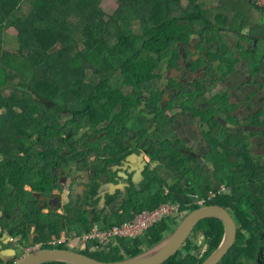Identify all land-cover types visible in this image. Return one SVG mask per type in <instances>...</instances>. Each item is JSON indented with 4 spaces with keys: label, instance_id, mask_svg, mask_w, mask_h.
I'll use <instances>...</instances> for the list:
<instances>
[{
    "label": "trees",
    "instance_id": "16d2710c",
    "mask_svg": "<svg viewBox=\"0 0 264 264\" xmlns=\"http://www.w3.org/2000/svg\"><path fill=\"white\" fill-rule=\"evenodd\" d=\"M103 1L0 0V76L4 73L6 80L5 86H0V153L3 156L0 214L4 201L10 212L15 208V197L34 198L33 192L26 191L27 185L35 192H53L58 173L73 162L84 168H94V163L89 160L94 151L103 150L105 155L112 147L113 139L104 148L99 143L103 140L98 141L97 125L101 121L137 122V107L141 104L145 105V111L154 115V120H159L169 107L161 102L164 93L161 73L166 68L176 67L183 53H189L183 44L191 43L195 51L198 45L203 51L204 44L210 45L204 56L192 62L191 68L202 63L218 81H224L240 59L248 61L252 75H259L264 68V50L257 57L258 51L251 46L253 39L248 36L250 28L261 24L248 22V13L240 10L242 2L249 3L245 0H218L214 10L207 0H115L117 7L111 15L104 11ZM218 4H226L235 10ZM249 14L252 16L251 10ZM217 15L226 18L222 28L215 25ZM11 28L15 29V36L8 34ZM244 29L248 30L244 33ZM8 38L16 40L18 46L14 50L6 49ZM194 38L196 42H193ZM243 43H249L251 48L247 49ZM218 60L220 62L216 63ZM170 82L175 84V81ZM132 89L146 94L145 97H135ZM230 100L225 92L223 106L219 108L221 115H216L212 101L207 113L203 112L205 132L213 134L214 125L223 130L221 139L207 136L211 150L206 159L216 168L217 184L228 174L241 179L232 180L240 184L235 187L233 196L205 204L222 206L236 215V241L219 264L256 260L259 247L264 246V203H257L252 198L254 183L264 179V166L257 162L259 158L249 149L247 140L242 143V153L231 141L230 134L240 131L221 126L219 120L226 117L224 122H236L232 113L238 106ZM260 115L263 113L257 115L258 119ZM112 123L109 121L106 132L111 131ZM255 124L264 126V122L257 120ZM83 130L86 132L79 139ZM151 135L153 133L140 134L135 143L138 145L144 136ZM107 137L111 135L104 138ZM124 139L117 138L113 145L125 146ZM147 145L148 153L159 161L160 186L168 185L169 179L178 181L183 175L207 174L199 163L190 156L179 154L164 140L152 139ZM259 169L261 171H257ZM153 181L148 177L140 190L127 189V197L121 204L123 213L106 221L109 228L162 203L176 202L171 196L185 189L182 185L183 189L168 185L169 195H165L164 188L152 187ZM197 181L199 189L203 187V195L209 187L218 188L216 184L203 186L205 181L198 176ZM99 186L95 180L88 199L97 194ZM240 187L245 189L243 193L239 192ZM114 200L112 197L109 206ZM73 206L67 208L68 215H45L41 210L27 214V226L39 224L37 241H46L47 235L60 238L64 230L83 235L100 222V219L90 220L83 207ZM198 207L192 205L189 208L183 203L184 210L193 211ZM250 212L257 216H251ZM7 216L10 218L11 213ZM177 225L176 219H162L138 237L113 239L106 246L99 239H91L87 248L80 250L100 260H122L154 246ZM197 233L201 242L208 245L202 257L189 251L192 237L184 244L185 255L180 256L178 251L162 264H201L221 243L224 225L218 218H207L196 226L194 234ZM47 246L70 248L67 243ZM262 260L264 264V257Z\"/></svg>",
    "mask_w": 264,
    "mask_h": 264
},
{
    "label": "flooded vegetation",
    "instance_id": "af4514ba",
    "mask_svg": "<svg viewBox=\"0 0 264 264\" xmlns=\"http://www.w3.org/2000/svg\"><path fill=\"white\" fill-rule=\"evenodd\" d=\"M263 24L250 29L248 28L250 30L248 36L253 39L251 46L255 51H261L259 43L264 39L253 37V35H264ZM258 27L259 30H255ZM195 40L196 38L193 39V42H196ZM243 45L247 49L251 48L249 43H243ZM182 46L188 47L190 54H186L184 52L178 60L176 67L169 69L166 68L161 73L160 82L164 90L161 102L163 106L167 105L169 107H167L162 113L159 120H157V118L154 120V115L150 114L149 111H145V105L141 104L137 107L139 110V120H137V122L129 120L125 122L120 120H109L110 123H113L110 125L111 131L106 132L105 130L109 127V121H101L97 125V135H100L98 141L103 140L99 143L102 144V148H104L105 145L113 139L112 147L108 149V152H106L105 155L102 154L103 150L94 151V155L89 159L91 164L94 163V168H84L81 164L73 162V165L69 166V168L61 170L58 173L59 179L56 183L57 186L53 189V192L46 194L35 192L32 186L27 185L25 187L26 191L33 192L34 198L25 197L22 200L21 197H15V208L10 210V212L6 207L5 201L3 202V205L5 204V206L2 205V213L0 214V264H17L22 257L38 250L49 249L45 247H51L47 245L55 244L54 236L50 235H47L46 241L41 240L38 242L37 239L40 237L39 224L31 223V225L27 226L29 223L28 221L26 222V216L27 214L37 212L38 210H41V212L45 215L53 213L66 215L67 213L64 211L67 210L69 205L67 206L63 204L64 188L67 187L69 180L72 181L70 183L72 187V183L77 179L78 175H80L79 181L83 182V184L78 183V191L84 190L83 188H87L85 189L86 192H84L86 194H84V198L82 199L83 201L78 202V205L83 207L89 219H91L90 214L94 215L93 219H99L103 214H105V211L108 210L107 208L112 209L109 213V215H111L110 218H112L114 216L113 211L121 206L124 199L127 197V189L137 188L140 190L146 179L150 177V173H153V176L150 178L154 179L152 187L159 188L161 182V171L157 170L159 161L157 159H153L148 153L147 143L152 139L166 141V144L168 143L172 146L175 151H178L181 155L190 156L207 172L206 175H204L203 172H198L195 175H183L178 181H173V179L166 181L170 187L173 186V188L183 189L180 187L182 185L185 188L177 191L175 196L173 195L176 203L180 205L177 217L183 220L186 215L191 212L190 210L183 209V203L190 208L192 205H197L199 201L203 200L204 202L201 205H198L200 207L205 206L206 202H212L220 197L233 196L235 187H239L240 184L238 182L233 183L232 180L241 179L228 174L224 175V179L217 184L219 176L216 174V168L206 159L207 154L211 150L207 141V136L211 134L205 132L206 125L205 122H203V120H205L203 119L205 114L203 112H206L210 108L211 102V100L205 98L208 97L207 93L210 92L212 87H214L213 94L218 95L230 86L229 81L232 78L234 79H232L233 81L231 82L235 83V85L233 87H229V91L233 90V96L231 97L230 102L235 103L238 106L237 110L232 113L236 122H224V120L228 117L220 119L219 122L221 123V126H226L235 132L240 131L238 134H230L231 141L238 145L239 151L242 153L244 151L242 143L244 140H247L248 143H250L249 149L254 152L253 154L256 157L259 158L260 165L264 166V154L257 152L259 149L255 151L256 146H259L258 136L261 134L264 135V126L255 124L256 120L259 123L264 122V68L259 75H252L248 61L240 59V61L237 62L235 70L230 73L224 81H218V78L214 76L213 72L209 69L206 70L203 68L201 70L199 69V71L198 69L194 70L191 68L192 62L197 59L199 60L200 57L204 56L206 49L210 45L204 44V51L192 50L193 46L191 43L188 45L183 44ZM263 50L264 45L262 51ZM170 80H172V82L175 81V84H172ZM237 90L238 93H236ZM131 92H133L135 97L141 95V93L136 89H132ZM243 92L250 93L246 95L242 94ZM145 95L146 94H143L141 96L145 97ZM234 98L236 102H234ZM201 99H203V101H200ZM252 99L254 102L258 101V103L255 102V107L252 106ZM260 106L263 107L259 109ZM257 107L258 109H256ZM260 112H262L263 115L258 116V119L257 115ZM85 132L86 130L81 131L78 138L80 139ZM144 133H153L154 136H144L137 145L135 143L136 138L140 134L143 135ZM102 134H105L104 137L110 134L111 137L104 138L102 137ZM121 137H125V146L124 144L113 145L116 139ZM153 142L155 143V141ZM262 145H264V140H262ZM253 154L249 153V155L252 156ZM244 155H246V153ZM2 161L3 160L1 158L0 164ZM81 162H83V160H81ZM257 171L261 170L259 169ZM81 172L85 173L80 174ZM197 176L205 181L202 182L203 186H212L216 184L218 185V188L211 189V187H209L207 188L209 190L203 195L201 193L203 187L202 189L201 187L199 189L197 186L199 184ZM95 180L98 181L100 185L98 192L96 195L91 196L90 199H88V195H90L92 191ZM168 185H161L160 187L164 188V190H168ZM244 188L240 187L239 192L243 193L245 191ZM57 190H60V192L56 193L55 191ZM105 192H107L105 196L106 206L99 212V214H97L96 211L98 209L101 210V199L104 198L101 195ZM82 193L83 192L80 194ZM80 194L79 196L81 198ZM253 195L254 196H252V198H254L255 202L264 203V179L254 183ZM112 197H114L115 200L114 204L110 207L109 203ZM43 200L47 201L46 205L44 204L45 202L43 203ZM72 201L73 200H71V202ZM59 211L63 212L60 213ZM7 213H11L10 218L7 216ZM122 213L123 212H120V214ZM229 213L236 223V215H234V217L231 212ZM18 215V223H20V225H17L16 217ZM250 215L257 216L254 212H250ZM66 231L70 234L72 232L71 230H64L63 232ZM24 234H27L28 237L25 238ZM196 236H198V233L194 234L193 230L188 238L190 239L193 237L191 239L193 241L190 246L191 248L197 247L200 244V242H198V244L195 243L194 237ZM64 243H67V241ZM11 244H14L15 246H11ZM79 245L80 244H77V250L78 248L80 249ZM202 245L205 246L201 249V253L199 252L197 254L198 257H202L208 247L207 242H202ZM261 247H263V252L261 253L260 259L258 258V250L256 260L245 261L241 264H262L264 246H260L259 249ZM191 248L189 251L195 253L191 250ZM178 251H180V256L185 255L186 247L183 245Z\"/></svg>",
    "mask_w": 264,
    "mask_h": 264
},
{
    "label": "water",
    "instance_id": "95a60500",
    "mask_svg": "<svg viewBox=\"0 0 264 264\" xmlns=\"http://www.w3.org/2000/svg\"><path fill=\"white\" fill-rule=\"evenodd\" d=\"M253 37L264 39V35H253ZM207 218L220 219L224 225V235L219 246L202 264H218L226 253L231 250L237 238V225L234 219L227 209L218 205H205L194 209L186 215L174 230L170 231L168 236H164L157 244L138 255L122 260L105 261L71 248H49L30 253L22 257L17 264H43L46 262H64L68 264H162L182 248L196 226ZM262 252L263 247L259 249V259Z\"/></svg>",
    "mask_w": 264,
    "mask_h": 264
},
{
    "label": "rangeland",
    "instance_id": "374dc122",
    "mask_svg": "<svg viewBox=\"0 0 264 264\" xmlns=\"http://www.w3.org/2000/svg\"><path fill=\"white\" fill-rule=\"evenodd\" d=\"M209 3H212L211 4V7H213V10L217 7H215L214 5H216L217 4V1L218 0H207ZM242 4H243V7H241L240 8V10L242 11V12H245V13H248L247 15H246V17H247V19H248V22L250 23V22H252V23H259V24H263L264 23V16L262 15V13H261V11L259 10V9H257V8H255L254 6H252V5H250L249 3H246V2H242ZM219 6H223L224 8H226V9H233V10H235V8H231L230 6H228V5H226V4H218ZM102 7H103V9H104V11L106 12V14L107 15H111L112 14V12L115 10V8L117 7V4H116V1L115 0H104L103 1V5H102ZM249 10H251V12H252V16L249 14ZM252 17V18H251ZM258 29H259V27L258 28H256L255 30H257L258 31ZM246 30H248V29H245L244 31H246ZM259 33H262V32H259ZM13 34H16V31L14 30V29H11L10 31H9V35L10 36H13ZM7 39V38H6ZM5 42H8V44H7V46H6V49L8 50H14V48H16L18 45H17V42H16V40H12L11 38H8V41L7 40H5ZM263 45H264V42H260L259 43V47H260V50L261 51H258L256 54H257V57H260V54H261V52H262V49H263ZM198 50L199 51H203V49H202V46H199L198 45ZM220 61L218 60V61H216V63H219ZM199 67V68H198ZM193 69L194 70H201V69H203V64L202 63H200V64H198V65H193ZM199 70V71H200ZM228 77V75L226 76V78ZM5 82H6V80H5V74L4 73H1V76H0V86H5ZM181 86V85H180ZM182 87H185V86H182ZM213 88L214 87H212L211 89H210V92H208L207 93V95H208V97H205L206 99H209V100H211L213 103H215L214 105H215V110L217 111V112H215L216 113V115H221V111L219 110V108L221 107V106H223V100H224V98H225V92H227V94L230 96V98L233 96V90H230L229 91V87H227L223 92H221V93H219L218 95H214L213 94ZM208 91V90H207ZM8 94H10V92H8ZM222 94V95H221ZM212 98H214V99H217V100H219V102L217 103V102H215V101H213V99ZM0 115H1V111H0ZM221 135H223V130L221 129V128H219V127H217V126H215L214 125V133L213 134H211V136H213V137H215L216 139H221ZM262 138H264V136H262ZM257 162H259V160H257ZM170 198V197H169ZM172 199L173 200H175L174 199V197H172ZM172 199H170V200H172ZM36 208V207H35ZM73 208H77L76 206H73ZM188 213V212H187ZM17 218V225H20V223H18L19 222V215L16 217ZM181 218H179V217H177L176 218V222L179 224L180 222H181ZM169 233H170V231H167L166 232V236H168L169 235ZM83 235H85V234H83ZM164 238V237H163ZM195 238V243H197L198 244V242H200V244L197 246V247H192L191 248V250L192 251H194L196 254L197 253H199L200 251H201V249L203 248V246H205V245H202V242H201V240L202 239H200V237L199 236H196V237H194ZM97 239H99L100 241H101V238H97ZM108 239L109 238H107V239H103V244H105L104 246H106V245H110L111 243H112V240L113 239H117V237L116 238H112L111 240H109L108 241ZM58 240V238H54V242H55V244H59L58 242H56ZM67 244H68V246L71 248V249H76L77 250V244H79V243H76V242H73V239H71V238H69L68 240H67ZM11 246H15L14 244H11ZM54 247V248H53ZM51 249H55V248H57V246L55 247V246H52V247H50ZM81 249H83V248H81ZM78 250L79 251H81L79 248H78ZM201 253V252H200ZM20 255H21V253H20Z\"/></svg>",
    "mask_w": 264,
    "mask_h": 264
},
{
    "label": "built area",
    "instance_id": "2783aa9c",
    "mask_svg": "<svg viewBox=\"0 0 264 264\" xmlns=\"http://www.w3.org/2000/svg\"><path fill=\"white\" fill-rule=\"evenodd\" d=\"M255 7L260 9L264 14V0H245ZM1 162V157H0ZM204 201L201 200L197 205H201ZM180 210V205L176 202L170 201L168 203H162L159 207L153 210H146L140 212L134 216L129 221L123 222L122 224L112 226V228L103 229L101 226L97 225L95 229L89 233L82 236H78L75 239L76 243H86L91 239L101 238V243L103 244V239L111 240L112 238H124V237H138L144 233V231L150 229L154 224L161 221L162 219H176ZM66 240L58 239L56 242L64 243ZM105 245V244H103Z\"/></svg>",
    "mask_w": 264,
    "mask_h": 264
},
{
    "label": "crops",
    "instance_id": "0c3cea01",
    "mask_svg": "<svg viewBox=\"0 0 264 264\" xmlns=\"http://www.w3.org/2000/svg\"><path fill=\"white\" fill-rule=\"evenodd\" d=\"M225 20H226V18L224 17V16H221V15H217L216 16V25L218 26V27H223L224 26V24H225ZM11 29H14V28H11ZM11 29H9L8 30V34H9V31L11 30ZM15 30V29H14ZM259 30V29H258ZM16 34H13V36H15ZM232 79H234V78H232ZM230 80L229 81V83H230V86L229 87H233L234 85H235V83H233V82H231V81H233V80ZM246 88V87H245ZM247 88H249V87H247ZM244 89V88H243ZM242 91H244V90H242ZM236 93H238V90L236 91ZM250 92H243L242 94H249ZM234 102H236L235 101V98H234ZM253 102V107H255V102H254V100L252 99V101H251V103ZM256 103H258V101L256 102ZM261 107H263V106H260L259 107V109L261 108ZM256 109H258V107L256 108ZM262 136H264V135H259L258 136V141H259V146L257 145L256 146V150L255 151H257L258 149H259V151H257V152H260L261 154H264V145H262V140H264V138H262ZM259 147V148H258ZM0 157L2 158V160H3V156L1 155V153H0ZM83 173H85V172H81L80 174H83ZM153 176V173H150V177H152ZM80 180V175H78V177H77V179L72 183V187H71V185H70V183L72 182V181H70L69 180V182H68V184H67V187L66 188H64V193H63V204L64 205H69V206H71V205H75V206H80V205H78V202H80V201H83L82 199L84 198V194H86V193H84V192H86V190L85 189H87V188H83L84 190H80V191H78V183L79 184H83V182H81V181H79ZM110 181H112V180H110ZM104 189V188H103ZM56 193H58V192H60V190H57V191H55ZM81 192H83L82 194H80ZM108 192V191H107ZM107 192H105V193H103L101 196L102 197H104L103 199H101V204H102V206H101V210H97L96 211V213L97 214H99V212L100 211H102V209L106 206V198H105V196H106V194H107ZM115 192V191H114ZM79 194L81 195V198H80V196H79ZM164 194L165 195H169V192H168V190H164ZM73 196H74V198H73ZM171 197H174L173 195L171 196ZM71 200H73L72 202H71ZM45 202V203H44ZM47 201L46 200H43V203L46 205L47 203H46ZM170 202V201H169ZM165 203H168V202H165ZM114 204V203H113ZM3 206H5V204L3 205ZM68 206V207H69ZM160 206V205H159ZM158 206V207H159ZM67 207V208H68ZM111 207V206H110ZM100 208V207H99ZM115 208H116V206H115ZM114 208V209H115ZM157 208V207H156ZM108 210L107 211H105V214H103L99 219H100V222H96L95 223V225H94V228L91 230V231H89L88 233H85L86 235L87 234H89V233H91L94 229H95V227L97 226V225H99V226H101L103 229H108L109 228V226H108V224L106 223V221H112L114 218H115V216H113L112 218H110V216L111 215H109V213L111 212V210L112 209H110V208H107ZM155 209V208H154ZM151 210H153V209H151ZM144 211H146V210H144ZM47 212V211H46ZM60 213H62L63 211H59ZM65 213H67L66 215H68V211L67 210H65L64 211ZM120 212H123V209H122V207L121 206H119L116 210H114L113 211V213H114V215H116V214H119L120 215ZM143 212V211H142ZM91 215V219L90 220H92V221H94V220H96V219H93L94 218V215L93 214H90ZM108 216V217H107ZM99 217V216H98ZM95 222V221H94ZM115 226V225H114ZM78 236H82V235H79L77 232H74V231H72L71 232V234L69 233V232H63L62 234H61V236H60V238H58V239H62V240H68L69 238H71V239H73V242H75V239L78 237ZM124 238H126V237H124ZM128 238H134V237H128ZM87 244H88V241L86 242V243H81L80 245H79V247H80V249L81 248H83V249H86L87 248ZM83 249H81V250H83Z\"/></svg>",
    "mask_w": 264,
    "mask_h": 264
}]
</instances>
